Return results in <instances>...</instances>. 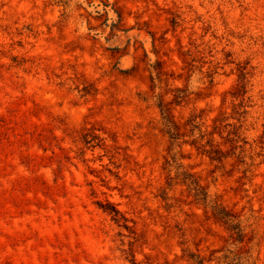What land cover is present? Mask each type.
Returning <instances> with one entry per match:
<instances>
[{"label": "rangeland", "instance_id": "rangeland-1", "mask_svg": "<svg viewBox=\"0 0 264 264\" xmlns=\"http://www.w3.org/2000/svg\"><path fill=\"white\" fill-rule=\"evenodd\" d=\"M159 99L181 131L192 116L216 126L225 157L170 145ZM182 170L242 242L178 180L168 187ZM191 254L264 264V0H0V264Z\"/></svg>", "mask_w": 264, "mask_h": 264}, {"label": "trees", "instance_id": "trees-1", "mask_svg": "<svg viewBox=\"0 0 264 264\" xmlns=\"http://www.w3.org/2000/svg\"><path fill=\"white\" fill-rule=\"evenodd\" d=\"M187 97V92L185 89L175 88V92L172 96L170 103L179 105ZM157 107L159 109L161 117V125L163 132L168 137L170 145L180 146L181 144L188 143L202 153H205L213 161L220 162L225 156L222 151L213 144L212 136L216 132V126L212 127V131L206 132V129H202V124L194 120V116L187 119L184 123L186 130L181 131L179 124L175 121L173 114L167 107V103L162 99L157 102ZM210 135V138H206V135ZM187 137V139H185ZM89 143L90 140H84ZM170 168L174 167L180 169L182 166L177 163L175 155L170 157L167 162ZM173 179L178 180L180 184L184 185L188 190L189 194L193 197V200L197 204L203 205L205 208L210 207L212 216L225 225L226 229L231 233V237L236 242H242L244 238V228L241 224L235 220V216L226 210L223 206L212 203L210 204V199L207 191L202 187L199 181L194 178V176L185 170L179 171L174 178H171L167 183L168 187L171 188L174 183ZM177 182V181H176ZM164 197V196H163ZM166 199V198H165ZM104 212H107L112 216V219L119 221V211L110 204H105L101 206ZM124 227L126 225L124 224ZM190 262L192 264H203L204 259L198 254H191L189 256ZM210 260V259H209ZM216 261L223 262L225 264H236L234 258H230L229 255L224 254L221 257L216 258ZM135 264V261L132 262Z\"/></svg>", "mask_w": 264, "mask_h": 264}]
</instances>
